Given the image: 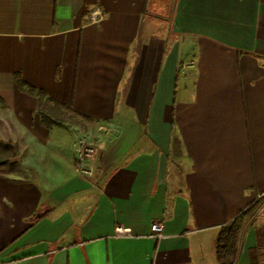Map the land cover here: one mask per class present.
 <instances>
[{
  "label": "crops",
  "instance_id": "0c3cea01",
  "mask_svg": "<svg viewBox=\"0 0 264 264\" xmlns=\"http://www.w3.org/2000/svg\"><path fill=\"white\" fill-rule=\"evenodd\" d=\"M149 3L0 0V141L18 150L0 264H218L221 228L264 201V0H174L167 20ZM15 74L89 120L44 127ZM81 134L95 187L73 171ZM263 227L231 264H264Z\"/></svg>",
  "mask_w": 264,
  "mask_h": 264
},
{
  "label": "trees",
  "instance_id": "16d2710c",
  "mask_svg": "<svg viewBox=\"0 0 264 264\" xmlns=\"http://www.w3.org/2000/svg\"><path fill=\"white\" fill-rule=\"evenodd\" d=\"M14 82L17 89L25 94L30 95L36 100V113L40 117L41 124L46 128L63 127L67 124H78L79 121L89 120L71 111L67 106L47 97V95L39 89H36L26 82L17 74L14 75ZM18 156L17 146L9 141H0V167L6 166ZM254 206V205H253ZM253 206L249 207L240 217L232 223L221 228L214 245L215 258L218 264H231L233 261L239 234L244 224V216L251 211ZM40 218L35 216L34 220ZM257 245L255 255L264 251V227L256 231Z\"/></svg>",
  "mask_w": 264,
  "mask_h": 264
},
{
  "label": "built area",
  "instance_id": "2783aa9c",
  "mask_svg": "<svg viewBox=\"0 0 264 264\" xmlns=\"http://www.w3.org/2000/svg\"><path fill=\"white\" fill-rule=\"evenodd\" d=\"M88 18L90 23L96 24L103 19V14L100 10L95 9L88 13ZM74 152L75 158L73 163V171L75 175L89 184L96 186L94 184L95 178V160L98 155L97 144L95 141L87 139L83 134H81L77 140L74 142ZM164 223H153L150 226L149 239L159 241L164 238ZM128 231L116 230L115 237H127Z\"/></svg>",
  "mask_w": 264,
  "mask_h": 264
},
{
  "label": "rangeland",
  "instance_id": "374dc122",
  "mask_svg": "<svg viewBox=\"0 0 264 264\" xmlns=\"http://www.w3.org/2000/svg\"><path fill=\"white\" fill-rule=\"evenodd\" d=\"M173 1L174 0H150L149 15L151 18L153 15H155L158 16L160 20H167L171 11V7L173 6ZM160 23L161 30L167 26L165 25L164 21H161ZM82 122L83 121H80V123ZM243 221L244 224H248V226H264V201L260 200L254 204L251 211L244 216Z\"/></svg>",
  "mask_w": 264,
  "mask_h": 264
}]
</instances>
